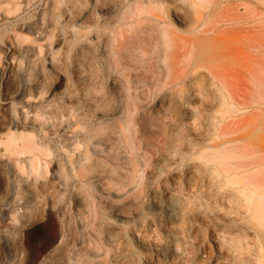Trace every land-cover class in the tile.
<instances>
[{"label": "rangeland", "instance_id": "1", "mask_svg": "<svg viewBox=\"0 0 264 264\" xmlns=\"http://www.w3.org/2000/svg\"><path fill=\"white\" fill-rule=\"evenodd\" d=\"M185 38L196 44L181 57ZM176 68L180 96L197 94L176 138L248 152L232 171L205 170L219 189L215 219L239 221L252 188L264 191V0H0V264H130L146 256L130 226L156 244L182 228L147 192L165 161L138 152V123L151 118L139 110L170 91ZM229 121L241 126L217 136ZM177 206L209 209L184 195ZM211 233L201 224L192 241L211 245ZM233 245L236 264H264V225Z\"/></svg>", "mask_w": 264, "mask_h": 264}, {"label": "bare ground", "instance_id": "2", "mask_svg": "<svg viewBox=\"0 0 264 264\" xmlns=\"http://www.w3.org/2000/svg\"><path fill=\"white\" fill-rule=\"evenodd\" d=\"M176 19L179 20L178 17ZM150 30L153 29L150 28ZM152 34H154L153 31ZM160 35L162 42L168 45L170 40L166 30H161ZM191 44L195 45L196 40L185 38V42L180 46L184 50L181 57H184L189 51ZM178 60L171 62V66L181 63ZM179 71L178 68L173 71L169 92L161 98L155 99L150 106L140 108L138 120L146 113H149L151 118L148 123L143 125L138 123V137L140 138L138 152L141 151L143 157L159 155L165 161L163 165L155 169L156 180L154 181L156 182L148 186L147 192L152 197L153 206L159 210L157 212H163L172 222L182 223V228L170 226L165 230L164 243L156 244L146 241L135 231L134 227L130 226L128 234L133 236L134 245L146 253L143 261H139L137 258L133 259L130 264H167L170 254L176 259L172 264H179L182 261L185 264H197V258L201 254H206L205 264H236L233 243L237 239L255 236L258 228L264 225V191H258L260 185L252 188L258 196L253 201L247 215L239 221L229 222L228 219H225L217 222L214 216L218 212V201L217 198L214 199V196L215 193L218 196L219 189L213 184L207 170L213 168L223 173L232 171L233 166L236 165H232L231 160L239 156H246L248 152L245 149L237 152L236 149L229 146L234 141L231 139L209 143L201 140L199 134H195V138L201 140V144L195 145L185 141L180 142L176 138L174 130L179 125L180 117L192 118L194 116L189 101L197 97L194 90L189 91L185 97L180 96L178 85L183 78L177 76ZM211 72L215 79L226 84L229 97H232L234 89L229 80L224 81L225 73L222 67H213ZM196 125L197 123H191L193 132L196 131ZM240 126L241 122L229 121L219 125L215 133L217 136L223 137ZM242 166L245 168L247 165ZM179 195H184L190 202L197 203L201 207H209V209L204 212L205 214L200 210L188 214L178 213L176 208H178L177 196ZM115 215L117 217L125 216L117 210ZM136 218L138 219V216ZM201 224H205L211 229L213 244H204L197 237L198 243L195 240L192 241L194 233L200 229ZM118 226L120 225L118 224ZM157 226L156 221L150 220L147 222L146 228L152 230ZM108 240H112L111 236H108Z\"/></svg>", "mask_w": 264, "mask_h": 264}]
</instances>
